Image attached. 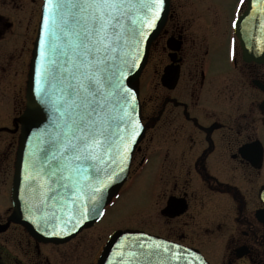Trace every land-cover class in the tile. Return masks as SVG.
<instances>
[{
	"label": "flooded vegetation",
	"instance_id": "af4514ba",
	"mask_svg": "<svg viewBox=\"0 0 264 264\" xmlns=\"http://www.w3.org/2000/svg\"><path fill=\"white\" fill-rule=\"evenodd\" d=\"M19 4L0 0V195L8 198L0 205V264H96L115 229L195 248L209 264H264V61L243 58L233 25L247 0H168L135 83L143 133L126 179L93 225L61 243L37 240L9 219L30 54L18 16L2 9ZM137 178L143 220L100 227Z\"/></svg>",
	"mask_w": 264,
	"mask_h": 264
},
{
	"label": "snow or ice",
	"instance_id": "6c2138e0",
	"mask_svg": "<svg viewBox=\"0 0 264 264\" xmlns=\"http://www.w3.org/2000/svg\"><path fill=\"white\" fill-rule=\"evenodd\" d=\"M164 3L47 0L27 113L30 121L43 125L24 174L27 194L22 195L29 211L48 209L53 220L58 211L67 212L82 217L81 224L100 214L105 189L113 180L110 173L127 159V142L142 127L138 121L133 127L129 111L136 110L138 90L128 87L124 76L139 66V44L145 29L155 27ZM122 171L117 169L116 177ZM139 247L149 249L146 255L151 257L157 254L152 247L163 246Z\"/></svg>",
	"mask_w": 264,
	"mask_h": 264
},
{
	"label": "water",
	"instance_id": "95a60500",
	"mask_svg": "<svg viewBox=\"0 0 264 264\" xmlns=\"http://www.w3.org/2000/svg\"><path fill=\"white\" fill-rule=\"evenodd\" d=\"M47 0H42L40 7L39 19L37 22L36 34L32 43L31 56L28 64L26 85H25V103L22 112L16 117L18 123V137L15 151V160L13 164V173L10 188V200L12 203V212L9 219L13 222L21 224L33 237L44 242L61 243L75 236L82 228L91 226L100 216H90L88 219L80 223L82 217L73 214L72 217L67 212L61 214L56 213V219L51 218V212L48 209H40L37 212H31L26 207V202L22 194L25 193L24 174L26 164L29 161L30 154L36 150L37 136L43 131V125H38L34 121L27 118L33 103V77L35 64L39 59V41L44 35V25L42 21L43 13ZM168 0H165L162 10L159 12L158 18L155 19V27L146 28L143 38L139 44V54L136 56V63L139 65L135 70L128 72L124 76L125 84L136 90L135 83L141 73L146 62L148 49L160 31L167 14ZM237 21L238 26H234L235 34L242 49V55L245 60L264 61V0H247L246 9L240 14ZM237 20V19H236ZM152 22L151 20L149 21ZM130 114L134 117L133 127L139 120V103L137 99L136 110ZM142 126V125H141ZM131 131V128L129 129ZM138 133L134 141L127 142L130 151L127 153V159L122 163H118L117 168L113 169V180L105 189V198L103 207L107 204L111 197L122 185L127 176L131 153L142 136L143 126L136 128ZM119 159V157H118ZM117 169H123L119 177L115 173ZM34 206L36 200L30 201ZM48 212V215H45ZM34 216L36 219H29ZM71 220V223H69ZM75 229V230H73ZM62 233V234H61ZM141 243L150 246L162 245V248L152 247L150 250L157 253L148 257L146 253L149 249L139 247ZM180 256L179 261L173 259ZM96 264H209L201 253L191 247H186L171 241L164 240L158 236L150 235L138 229H115L106 240L101 252L97 258Z\"/></svg>",
	"mask_w": 264,
	"mask_h": 264
},
{
	"label": "rangeland",
	"instance_id": "374dc122",
	"mask_svg": "<svg viewBox=\"0 0 264 264\" xmlns=\"http://www.w3.org/2000/svg\"><path fill=\"white\" fill-rule=\"evenodd\" d=\"M40 3L41 0H35V1L20 0L19 7H16V10L12 9L9 6L8 7L4 6L2 9V12L4 14L18 16L17 19H18L19 31H21L19 37L23 36V38L25 39V43H27L28 46V54H30L33 38L35 36V30H36V25L40 10ZM223 42L226 48L230 49L232 47L231 40L229 38L224 39ZM155 60H156V49L154 48L148 60L149 65L154 64ZM22 103L24 105V100ZM5 106L6 104H4V107ZM0 115L3 116V114ZM128 195L129 196L127 200L125 199L126 197L124 198L123 196L121 198H118L115 204L103 217L102 221L99 224L100 227H104V226L111 227L113 225L118 226L128 221H130L132 224H135L143 220L145 200L142 194V188L139 185V178H137V181L131 187ZM2 203L3 204L8 203V198L6 194L0 195V205H3ZM204 255L206 254L204 253Z\"/></svg>",
	"mask_w": 264,
	"mask_h": 264
}]
</instances>
